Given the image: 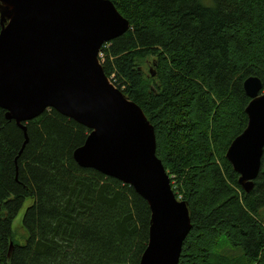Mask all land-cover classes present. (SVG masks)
<instances>
[{"label": "trees", "instance_id": "obj_1", "mask_svg": "<svg viewBox=\"0 0 264 264\" xmlns=\"http://www.w3.org/2000/svg\"><path fill=\"white\" fill-rule=\"evenodd\" d=\"M112 1L130 28L102 46L100 60L154 125L157 154L190 208L179 264H264V167L246 192L226 157L248 123L244 81L264 83V0ZM6 112L0 264H140L150 206L133 186L75 160L91 129L50 108L27 123L23 147ZM28 199L29 236L18 245L13 222Z\"/></svg>", "mask_w": 264, "mask_h": 264}, {"label": "water", "instance_id": "obj_2", "mask_svg": "<svg viewBox=\"0 0 264 264\" xmlns=\"http://www.w3.org/2000/svg\"><path fill=\"white\" fill-rule=\"evenodd\" d=\"M0 15V107L23 129V147L27 123L50 108L91 129L75 160L133 186L150 206V239L140 264H179L192 229L190 208L157 154L154 125L100 60L102 46L125 34L130 21L112 0H0ZM244 89L248 123L226 157L250 192L264 167V105L257 104L264 101V83L252 75ZM167 204L176 211L162 221Z\"/></svg>", "mask_w": 264, "mask_h": 264}, {"label": "rangeland", "instance_id": "obj_3", "mask_svg": "<svg viewBox=\"0 0 264 264\" xmlns=\"http://www.w3.org/2000/svg\"><path fill=\"white\" fill-rule=\"evenodd\" d=\"M205 2L206 3H210L211 0H205ZM100 56H104V54H102ZM152 63H153V60H152V62H150V65H149L150 67L147 68L148 71H150V69H152V71H154ZM174 183H175V180H174ZM32 203H33V200L32 199H28L26 201L24 207L19 212V214L17 215V217L15 218V220L13 222L14 241L18 245H24L27 242V238H28L29 235H28L26 229L23 227V217H24V214H25L27 208Z\"/></svg>", "mask_w": 264, "mask_h": 264}, {"label": "snow or ice", "instance_id": "obj_4", "mask_svg": "<svg viewBox=\"0 0 264 264\" xmlns=\"http://www.w3.org/2000/svg\"><path fill=\"white\" fill-rule=\"evenodd\" d=\"M257 104L258 105H264V101H258ZM238 151H239V149H238ZM167 211H173V212H175L176 211V207L173 206V205L167 204L166 209L161 211V220L162 221H163V217H164V215H165V213ZM155 247H156V245H155Z\"/></svg>", "mask_w": 264, "mask_h": 264}, {"label": "bare ground", "instance_id": "obj_5", "mask_svg": "<svg viewBox=\"0 0 264 264\" xmlns=\"http://www.w3.org/2000/svg\"><path fill=\"white\" fill-rule=\"evenodd\" d=\"M115 75V74H114ZM165 166V165H164ZM166 168V167H165ZM167 170V169H166ZM168 172V171H167ZM168 174H169V172H168ZM170 175V174H169ZM170 179H171V185H172V188H173V190H174V187H173V184H174V180L172 179V176L170 175ZM174 192H175V190H174ZM175 194H176V192H175Z\"/></svg>", "mask_w": 264, "mask_h": 264}]
</instances>
